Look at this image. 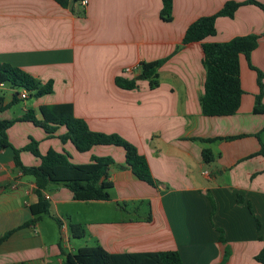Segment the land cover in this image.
I'll return each instance as SVG.
<instances>
[{
  "label": "crops",
  "instance_id": "crops-1",
  "mask_svg": "<svg viewBox=\"0 0 264 264\" xmlns=\"http://www.w3.org/2000/svg\"><path fill=\"white\" fill-rule=\"evenodd\" d=\"M227 1L242 4L233 16L216 17L215 34L205 41L256 34L257 46L249 61L239 55L242 94L236 112L207 116L199 104L205 78L201 42L181 45V40L191 22ZM246 1L172 0L171 19L165 21L161 0H87L85 5L0 0V62L41 84L52 83L51 92L18 108L13 94L0 97V119L31 111L41 120V107L69 103L89 129L133 144L157 184L135 176L121 147L96 145L79 152L60 140L64 126L48 135L31 121L16 120L7 129L9 145L0 146V237L11 231L0 241V264H66L67 255L84 245L112 253L176 250L182 264H258L264 158L255 153L264 148V113L254 111L259 87L249 64L264 73V13ZM159 60L155 87L136 79L140 64ZM132 66L136 70H124ZM117 77L134 78L136 84L122 88ZM261 82L264 105V77ZM31 139L40 153L65 151L73 163L88 162L92 155L111 157L105 174L112 184L109 199L75 200L65 185L49 183L41 192L48 212L32 222L30 206L38 201L34 178L14 161V148ZM204 149L212 160L203 158ZM19 159L26 166L38 163L26 150ZM73 227L82 230L81 237L74 236Z\"/></svg>",
  "mask_w": 264,
  "mask_h": 264
},
{
  "label": "trees",
  "instance_id": "trees-1",
  "mask_svg": "<svg viewBox=\"0 0 264 264\" xmlns=\"http://www.w3.org/2000/svg\"><path fill=\"white\" fill-rule=\"evenodd\" d=\"M56 1L61 5H66L68 0ZM246 2L257 5L264 13V3L257 0H247ZM241 4V2L227 1L214 14L197 18L187 26L181 40V45L195 41L201 42L205 78L199 104L202 114L207 116L231 115L236 112L240 104L242 89L239 81V55L243 54L249 61L250 52L257 46L258 36L256 34L235 36L224 42L205 41V38L215 34L216 17L233 16L234 11ZM161 5L160 16L163 20L169 21L171 19L172 0H161ZM161 63L162 60L140 64V75L143 79H147L150 88L155 87L157 84L155 80L156 68ZM249 66L257 73L259 87L254 111L264 113V105L260 103L261 79L264 77V73L251 64ZM115 82L125 89L133 88L136 84L134 78L117 77ZM0 83H8L12 87H21L29 94L33 92L34 96L49 93L52 89L51 81L41 84L23 69L4 62H0ZM18 93L13 94V100L16 101ZM40 111L42 114L41 120L36 119L31 111L13 120L0 119V146L9 145L7 129L16 120L31 121L41 127L48 135L53 134L58 125H62L65 131L59 135L60 140L62 142L69 141L79 152H86L96 145H114L123 148L125 161L135 176L156 187V181L151 175L145 157L138 153L133 144L121 136L115 133L106 134L89 129L84 120L73 115L69 103L41 107ZM37 144L36 140L31 139L24 147L14 148L16 166L23 174L31 175L34 178L38 201L30 206L33 214L32 222L39 218L41 214L48 212V203L45 198L41 197V192L46 189L49 183L65 185L71 191L72 198L75 200L109 199L108 189L112 184L105 179V174L108 166L113 162L111 157L92 155L88 162L73 163L67 152L49 148L42 154L39 152ZM21 150L29 151L38 159V163L30 166L23 165L19 159ZM255 154L264 158L263 145ZM202 156L206 161L213 158L208 149L202 150ZM207 197L211 203V212H213L214 203L210 194ZM237 201L241 202L240 197H237ZM256 227L259 228L258 221ZM77 231L76 227H73L74 236L79 238L83 233L81 229L78 231L79 233H76ZM218 231V239L223 241L222 230L218 228ZM10 233L11 231L1 236L0 241ZM259 239L262 241V247L254 259L258 264H264V238L260 237ZM66 264H182V262L176 250L112 253L100 245H84L67 255Z\"/></svg>",
  "mask_w": 264,
  "mask_h": 264
},
{
  "label": "rangeland",
  "instance_id": "rangeland-1",
  "mask_svg": "<svg viewBox=\"0 0 264 264\" xmlns=\"http://www.w3.org/2000/svg\"><path fill=\"white\" fill-rule=\"evenodd\" d=\"M147 80V79H144ZM23 88L21 87H11L8 83H5L4 87L0 88V97H6L10 96V94H14L15 92L22 91ZM35 96L33 95V92H30V96L27 99H18L15 101L16 108L23 105L24 101H31Z\"/></svg>",
  "mask_w": 264,
  "mask_h": 264
},
{
  "label": "built area",
  "instance_id": "built-area-1",
  "mask_svg": "<svg viewBox=\"0 0 264 264\" xmlns=\"http://www.w3.org/2000/svg\"><path fill=\"white\" fill-rule=\"evenodd\" d=\"M86 2H87V0H81V3H82L83 5H85ZM136 68H137V66L126 67L124 70H125L126 72H132L133 70H136ZM0 84L2 85V83H0ZM18 95H19V97H20L21 99H25L26 97L29 96V93H28V91H26L25 89H22V91H20V92L18 93Z\"/></svg>",
  "mask_w": 264,
  "mask_h": 264
},
{
  "label": "water",
  "instance_id": "water-1",
  "mask_svg": "<svg viewBox=\"0 0 264 264\" xmlns=\"http://www.w3.org/2000/svg\"><path fill=\"white\" fill-rule=\"evenodd\" d=\"M136 79H141V75H138V76L136 77Z\"/></svg>",
  "mask_w": 264,
  "mask_h": 264
}]
</instances>
